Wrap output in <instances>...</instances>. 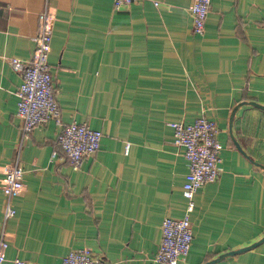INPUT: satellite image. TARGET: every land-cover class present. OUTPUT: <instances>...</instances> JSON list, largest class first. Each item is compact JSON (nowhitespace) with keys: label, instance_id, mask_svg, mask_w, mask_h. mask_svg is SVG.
Wrapping results in <instances>:
<instances>
[{"label":"crops","instance_id":"crops-1","mask_svg":"<svg viewBox=\"0 0 264 264\" xmlns=\"http://www.w3.org/2000/svg\"><path fill=\"white\" fill-rule=\"evenodd\" d=\"M45 0H0V179L18 159L23 188L0 236L7 259L60 264L89 247L105 264H159L163 217H181L187 171L168 121L214 120L220 175L194 193L184 260L202 264L264 234V0H210L201 34L192 0H48L55 14L48 64L63 123L102 133L73 169L56 147L60 126L21 139L9 57L27 59ZM157 1V4H154ZM261 105V106H259ZM1 182V181H0ZM209 264H264V239Z\"/></svg>","mask_w":264,"mask_h":264},{"label":"built area","instance_id":"built-area-1","mask_svg":"<svg viewBox=\"0 0 264 264\" xmlns=\"http://www.w3.org/2000/svg\"><path fill=\"white\" fill-rule=\"evenodd\" d=\"M135 0H113V8L123 9ZM154 1V4H157ZM210 0H192L188 10L192 17V30L201 34L208 12ZM55 14L44 1L38 13L35 33L30 35L34 46L27 59L9 57L11 68L20 74L21 83L16 90V114L21 118V139L37 124L53 120L60 126L56 147L51 157L59 152L73 169L81 160L92 155L99 147L101 131L90 128L85 123L75 121L63 123L61 109L55 99V88L48 64L51 51V36ZM172 129L173 143L183 148L187 161V171L182 184V194L186 200L185 212L181 217H163L160 225V240L153 256L159 264H177L187 255L193 237L189 215L194 208V193L205 183L215 181L220 175L219 162L221 145L216 138L217 127L214 120L198 116L192 122L168 121ZM0 188L5 195L3 220L15 214L11 205V195L23 188V168L18 159L2 167ZM7 243L0 236V264H33L27 260L7 259L4 250ZM60 264H105L91 248L71 249L62 256Z\"/></svg>","mask_w":264,"mask_h":264},{"label":"water","instance_id":"water-1","mask_svg":"<svg viewBox=\"0 0 264 264\" xmlns=\"http://www.w3.org/2000/svg\"><path fill=\"white\" fill-rule=\"evenodd\" d=\"M259 106H261V105H259ZM263 239H264V234H263V236L260 237L257 241H254V242H252V243L249 244V245H246V246H244V247H240V248H237V249H231V250L225 251V252L219 254V255H218L217 257H215L214 259H211V260H209V261H206V262H204V263H202V264H209V263H212V262H214V261H216V260H218V259H220V258H222V257H224V256L232 255V254H234V253H236V252H239V251H242V250H245V249L251 248V247L255 246L257 243H259L260 241H262Z\"/></svg>","mask_w":264,"mask_h":264}]
</instances>
